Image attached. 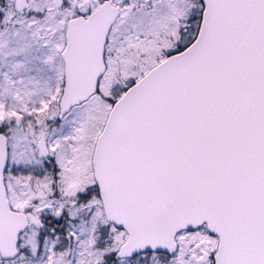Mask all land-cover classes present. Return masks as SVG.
Here are the masks:
<instances>
[{
    "label": "snow or ice",
    "instance_id": "1",
    "mask_svg": "<svg viewBox=\"0 0 264 264\" xmlns=\"http://www.w3.org/2000/svg\"><path fill=\"white\" fill-rule=\"evenodd\" d=\"M0 264H264V0H0Z\"/></svg>",
    "mask_w": 264,
    "mask_h": 264
}]
</instances>
